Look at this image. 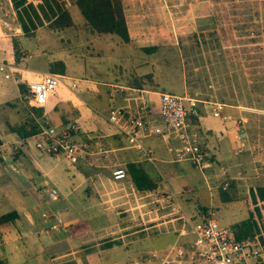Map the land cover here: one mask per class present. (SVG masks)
Here are the masks:
<instances>
[{"label": "rangeland", "instance_id": "374dc122", "mask_svg": "<svg viewBox=\"0 0 264 264\" xmlns=\"http://www.w3.org/2000/svg\"><path fill=\"white\" fill-rule=\"evenodd\" d=\"M27 1L37 3L39 0ZM58 1L63 2L71 14V25L61 30L44 25L18 35L17 47L31 53L29 57H21L20 65L40 73L50 62L59 59L65 62L64 73L69 76L107 79L118 84L122 78V84L137 86L139 83L143 88L194 96L199 99L197 107L202 100L219 102L224 106L220 113L234 118L236 126L231 132L230 119L215 117L228 125L222 157L211 156L214 163L203 177L205 183L199 172L188 166V172L195 177L194 182H189L190 189L178 194L180 206L195 220H198L197 213L193 211L198 209L199 214H205L203 206L216 210L212 216L220 224L230 225L243 218L245 198H250L249 188L255 189L257 184L264 186V0H153L149 4L136 0V13L145 25V40L136 42L141 46L127 44L113 33L93 32L73 0ZM0 26L10 36L21 32L10 0H0ZM121 52L125 65L122 72ZM238 118L242 121H237ZM77 161L78 157L73 163ZM154 164L157 166L156 160ZM102 168L103 173L110 176L109 167ZM121 180L104 181V192H110L104 198L112 207L105 222L99 218L84 219L78 213V220L69 229L75 239L84 236L87 230L90 233L94 230L95 236L122 234L120 243L91 246L87 250L91 253L90 264H157L170 247L188 245L192 235L186 229L178 235L177 220H173V225L152 224L182 213L176 204L173 214H164L171 200L165 197L161 186L146 195L142 194L145 191L139 192L140 195L128 192V185L129 214L121 215L114 200L117 196L111 195L119 187L125 188L126 183L121 185ZM78 185L80 189L83 181ZM79 191L77 197L76 193L67 196L66 203L76 208L84 203L86 197ZM223 195L228 199L218 201ZM109 219L111 223L120 221L119 226H126L115 224L101 233L99 228L106 226ZM178 222L181 227V221ZM153 252L156 255H152Z\"/></svg>", "mask_w": 264, "mask_h": 264}, {"label": "crops", "instance_id": "0c3cea01", "mask_svg": "<svg viewBox=\"0 0 264 264\" xmlns=\"http://www.w3.org/2000/svg\"><path fill=\"white\" fill-rule=\"evenodd\" d=\"M152 1L145 0V4ZM121 2L128 32V40L124 42L127 44L141 43L145 40V25L142 23L143 19L136 13L138 2L136 0H121ZM44 25L48 26L44 23L37 27ZM53 29L58 30V28ZM27 33L21 30V32L12 33L10 36L0 26V214L11 212V215H14L15 213L12 219L0 222V264H90L91 253H88L87 250L91 246L99 243L108 244V241L120 243L122 234L95 236L94 230L92 233L87 230L84 236L75 239L70 235L69 229L72 223L78 220L76 217L78 213L82 216L81 218L88 220L99 218L105 222L109 218L107 212L112 207H110L111 203L108 202V199L104 197L110 192H104L106 189L103 184L105 180L112 178V168L120 166L125 170V176L120 178L122 179L121 185L126 183L125 188L121 186L116 193H111V195L117 196L118 200H114L119 206L121 215L129 214L127 191L135 194L142 192L135 189L124 165L126 162H139L151 176L158 177L154 188L161 186L162 190L166 192L165 197L171 200V206L164 212L165 215L173 214L172 210L176 208L175 205L180 206L178 194L181 191L189 190L192 186L189 182H194L195 176L193 175V177L188 172V166L199 172L202 183L208 169L201 171L184 159L173 160L172 153L167 146L174 143L175 140L163 139L155 134L142 138L152 156L151 161L147 160L141 156L139 151L129 146L124 136L106 120L107 109L111 104L125 102V93L124 91L118 92L117 85L143 89L144 95L151 104L153 118H157L158 90L143 88L136 84H122V78L121 84H118L109 82L111 80L107 79L69 76L64 73L65 62L58 59L50 62L47 69L40 70V72L52 71L60 75V81L56 85L55 91L43 106L30 105L27 102L26 84L39 72L30 70L19 63L21 57L31 56L30 52L17 47L15 57L12 46L13 41L18 46L16 40L18 35ZM122 45L121 43V49ZM136 45L141 46L140 44ZM122 52L121 72L125 67L122 63ZM57 61H61L62 68ZM208 102L210 101L202 100L201 106L197 107L194 126L199 133L200 142L209 150L211 156L221 159L223 145L226 143L223 137L229 131L228 125L216 120L215 117L223 120L230 118H227V114L220 113L219 110L224 108L221 104V107L217 109L218 115H212L210 103L206 104ZM44 118L48 125L57 129H60L65 123H73L74 128L69 132L72 134L73 140L82 146L88 155L84 156V153H80L77 156L78 161L73 163L74 160L69 161L61 155H51L37 149L38 152L33 146V141L38 138L36 132L19 137L17 129L22 123L33 125L36 123L39 130V125ZM230 120L233 125L231 132H233L236 122L234 123V118ZM98 147L101 148L100 154L97 153ZM94 154L98 155L94 157ZM99 156L102 158L100 159ZM155 160L157 166L154 164ZM103 166L109 167L110 176L103 173ZM87 168L89 170L84 172ZM79 181H83V185L80 186L83 191L79 189ZM128 185L130 190L126 191ZM51 187L57 191L55 199L48 196V190ZM154 188L144 190L145 192L142 194L146 195L149 191H155ZM77 191L82 192L86 197L84 203L78 204V208L71 206L70 202L66 203V197L73 196L75 193L77 197ZM174 199L176 202L173 201ZM226 199L220 197L218 201ZM245 202L246 215L231 222L228 226L232 227L234 223L246 218L249 214L252 215L248 197L245 198ZM139 206L141 205L139 204ZM200 206L202 207V205ZM180 208L183 211L181 206ZM64 212L65 217L63 218L62 213ZM193 212L197 213L196 219L202 215V213L199 214L198 209ZM68 214L69 216L66 217ZM189 218L195 220L191 216ZM173 220H177L180 227L179 214L152 224L170 223L173 225ZM119 223L121 222L111 223L109 219V223L106 226H101L99 231L106 233L108 228ZM176 229L173 226L172 230Z\"/></svg>", "mask_w": 264, "mask_h": 264}, {"label": "built area", "instance_id": "2783aa9c", "mask_svg": "<svg viewBox=\"0 0 264 264\" xmlns=\"http://www.w3.org/2000/svg\"><path fill=\"white\" fill-rule=\"evenodd\" d=\"M60 75L52 71H43L26 84L27 102L30 105L43 106L55 91ZM118 92L124 91L123 104H111L106 113V120L121 133L129 146L135 148L141 156L152 160L150 149L142 141L143 137L159 135L163 139H174L167 146L173 160H187L201 171L212 167L211 154L199 140L198 131L190 116L197 113L198 98L169 91L157 92V118L151 116V104L144 95V90L134 86L117 85ZM212 115H218L219 102H209ZM237 121H242L238 118ZM74 128L71 122L60 129L48 125L44 118L35 133L38 138L33 146L51 155H61L69 161L75 160L85 150L73 140L69 132ZM97 153L101 148H97ZM1 153V148H0ZM113 179L125 176L124 168L115 166L111 169ZM254 199L249 198L255 228L250 234L240 238L234 236L228 225L220 224L212 215L216 211L209 207L198 220H191L183 211L179 214L181 227L192 235L188 245L170 247L157 264H264V200L256 190ZM48 196L57 198L54 187L48 190ZM250 196V194H249ZM257 208L258 212L255 211ZM54 226V224H53ZM186 227V228H185ZM152 255H156L154 252Z\"/></svg>", "mask_w": 264, "mask_h": 264}, {"label": "trees", "instance_id": "16d2710c", "mask_svg": "<svg viewBox=\"0 0 264 264\" xmlns=\"http://www.w3.org/2000/svg\"><path fill=\"white\" fill-rule=\"evenodd\" d=\"M12 8L16 12V20L20 29L24 32H30L37 26L47 24L51 28H63L72 23L70 13L63 5V2L58 0H39L37 3L27 0H10ZM75 6L79 10L86 25L90 30L95 32H108L116 34L123 41L128 40V32L125 23L123 7L121 0H73ZM13 53L16 57L17 46L13 41ZM148 50L149 47H143ZM62 68L61 61H57ZM139 86V83H137ZM191 122H196V116H190ZM38 131L37 124L22 123L17 129L19 137L27 136ZM126 171L135 187L139 191L149 190L156 186L155 181L157 176H151L139 162L128 161L125 164ZM255 190L260 199L264 200V186L257 184ZM249 194L254 199L252 188H249ZM227 198L228 196H222ZM264 204V203H263ZM203 213H206L205 207H202ZM255 211L258 212L257 208ZM250 212V211H249ZM252 213V210H251ZM14 215L11 212L0 214V222L12 219ZM255 228V222L251 214L246 218L234 223L231 229L234 236L240 238L250 234ZM111 241H108L110 244Z\"/></svg>", "mask_w": 264, "mask_h": 264}]
</instances>
